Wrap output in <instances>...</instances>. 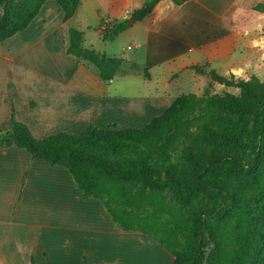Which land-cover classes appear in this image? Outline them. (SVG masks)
Listing matches in <instances>:
<instances>
[{
  "label": "crops",
  "instance_id": "0c3cea01",
  "mask_svg": "<svg viewBox=\"0 0 264 264\" xmlns=\"http://www.w3.org/2000/svg\"><path fill=\"white\" fill-rule=\"evenodd\" d=\"M146 1L79 0L66 19L46 0L25 29L0 41V132L13 116L36 139L90 125L139 128L176 97L217 83L210 70L264 81V12L254 14L253 0H160L102 39V23L128 20ZM71 29L84 49L119 60L112 77L68 52ZM172 263L158 243L121 230L97 199L84 198L67 168L0 148V264Z\"/></svg>",
  "mask_w": 264,
  "mask_h": 264
},
{
  "label": "trees",
  "instance_id": "16d2710c",
  "mask_svg": "<svg viewBox=\"0 0 264 264\" xmlns=\"http://www.w3.org/2000/svg\"><path fill=\"white\" fill-rule=\"evenodd\" d=\"M45 1L0 0V41L25 29ZM55 1L66 19L79 3ZM159 1L147 0L132 18ZM254 10L264 12V3ZM127 26L102 23L101 37L111 40ZM81 43L82 33L71 29L70 54L92 62L102 78L116 73L119 60ZM209 75L239 94H182L139 128L90 125L42 139L13 116L0 148L16 146L67 168L84 198L97 199L121 230L158 243L172 264H264V81Z\"/></svg>",
  "mask_w": 264,
  "mask_h": 264
},
{
  "label": "rangeland",
  "instance_id": "374dc122",
  "mask_svg": "<svg viewBox=\"0 0 264 264\" xmlns=\"http://www.w3.org/2000/svg\"><path fill=\"white\" fill-rule=\"evenodd\" d=\"M257 1L260 0H253V10H254V6H256ZM259 3H264V0H261ZM259 12V11H258ZM257 13L256 10H254V14ZM257 15V14H256ZM264 31V30H263ZM187 91V90H186ZM207 91L209 94H213V93H221L223 91L238 95L239 94V90L237 88L234 87H225L223 85H218L217 83L213 84V85H209L207 86L202 92H200L201 95L203 92Z\"/></svg>",
  "mask_w": 264,
  "mask_h": 264
},
{
  "label": "water",
  "instance_id": "95a60500",
  "mask_svg": "<svg viewBox=\"0 0 264 264\" xmlns=\"http://www.w3.org/2000/svg\"><path fill=\"white\" fill-rule=\"evenodd\" d=\"M134 19L132 17L128 18L127 25H131Z\"/></svg>",
  "mask_w": 264,
  "mask_h": 264
}]
</instances>
